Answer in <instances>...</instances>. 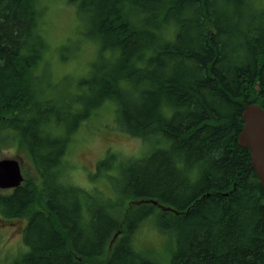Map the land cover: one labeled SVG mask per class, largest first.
Listing matches in <instances>:
<instances>
[{
  "label": "trees",
  "instance_id": "obj_1",
  "mask_svg": "<svg viewBox=\"0 0 264 264\" xmlns=\"http://www.w3.org/2000/svg\"><path fill=\"white\" fill-rule=\"evenodd\" d=\"M258 1L68 0L98 53L53 84L33 73L47 50L38 0H0V128L39 179L0 195L2 216L26 220L29 251L11 264H160L133 243L149 219L173 242L168 264H264V191L237 142L243 110H264ZM107 103L119 130L155 144L113 166L115 201L61 177L71 134Z\"/></svg>",
  "mask_w": 264,
  "mask_h": 264
},
{
  "label": "rangeland",
  "instance_id": "obj_2",
  "mask_svg": "<svg viewBox=\"0 0 264 264\" xmlns=\"http://www.w3.org/2000/svg\"><path fill=\"white\" fill-rule=\"evenodd\" d=\"M258 2L261 7L264 6V0ZM37 9L41 13L38 23L47 50L34 70V76L48 77V73L42 71L43 68L50 73L53 84L60 83L65 78L75 81L86 76L90 64L97 57L98 46L85 37L84 23L77 15L76 6L68 4V0H38ZM38 88L43 89L45 85ZM97 112V117L91 116L71 134L66 154L62 158L61 177L67 184L91 193L98 191L115 201L120 185L113 166L129 158L148 156L155 144L144 143L119 130L115 123V106L112 103L104 104ZM110 154L115 156L116 161H111L112 167L108 171L100 170L99 164ZM3 159L17 160L23 177L39 183L32 162L13 132L1 127L0 160ZM107 175L115 179L108 180ZM127 204L125 201L123 207ZM155 208L159 210L156 205ZM35 209L38 210V207L35 206ZM1 216L2 214L0 219ZM8 222L11 225L1 226L0 222V264H11L29 251L23 242L24 219H9ZM133 243L141 254L157 263L168 264L171 260L173 242L169 236L158 230L151 219L138 226Z\"/></svg>",
  "mask_w": 264,
  "mask_h": 264
},
{
  "label": "water",
  "instance_id": "obj_3",
  "mask_svg": "<svg viewBox=\"0 0 264 264\" xmlns=\"http://www.w3.org/2000/svg\"><path fill=\"white\" fill-rule=\"evenodd\" d=\"M241 118L243 127L237 142L240 147L249 150L251 168L264 191V110L255 104L248 105ZM22 181L17 160H0V189L17 188Z\"/></svg>",
  "mask_w": 264,
  "mask_h": 264
},
{
  "label": "flooded vegetation",
  "instance_id": "obj_4",
  "mask_svg": "<svg viewBox=\"0 0 264 264\" xmlns=\"http://www.w3.org/2000/svg\"><path fill=\"white\" fill-rule=\"evenodd\" d=\"M20 166V165H19ZM20 172H22L21 171V168H20ZM22 174V173H21ZM22 177H23V175H22ZM24 178V177H23ZM24 181H25V178L23 179V181H22V183L20 184V185H22L23 183H24ZM19 187V186H18ZM17 187V188H18ZM16 190V188H8V189H0V195H3V196H9V195H12L13 193H14V191ZM154 204H156V202L154 203ZM156 207H158L159 209H160V207L161 206H157L156 205ZM2 217V219H0V222L2 223V225L1 226H4V224H7V225H11L8 221H9V219L7 218V217H5V216H1ZM15 219H17V218H15ZM18 219H23V218H18ZM25 222H26V220H24Z\"/></svg>",
  "mask_w": 264,
  "mask_h": 264
}]
</instances>
